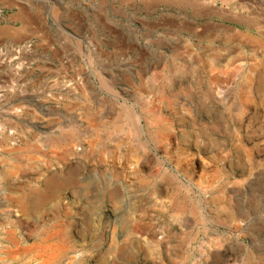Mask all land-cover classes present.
Instances as JSON below:
<instances>
[{"label":"rangeland","instance_id":"374dc122","mask_svg":"<svg viewBox=\"0 0 264 264\" xmlns=\"http://www.w3.org/2000/svg\"><path fill=\"white\" fill-rule=\"evenodd\" d=\"M256 1L0 0V264H264Z\"/></svg>","mask_w":264,"mask_h":264},{"label":"crops","instance_id":"0c3cea01","mask_svg":"<svg viewBox=\"0 0 264 264\" xmlns=\"http://www.w3.org/2000/svg\"><path fill=\"white\" fill-rule=\"evenodd\" d=\"M254 4H252L251 6L255 7V8H250V9H247V10H250L248 11V19H246V22L249 21V23L247 24L248 28L249 29H261L263 28V24L261 22V19H259V13H261V11H259L256 7H257V1L254 0ZM242 19V17H241ZM239 19V20H241ZM248 20V21H247Z\"/></svg>","mask_w":264,"mask_h":264},{"label":"bare ground","instance_id":"6f19581e","mask_svg":"<svg viewBox=\"0 0 264 264\" xmlns=\"http://www.w3.org/2000/svg\"><path fill=\"white\" fill-rule=\"evenodd\" d=\"M168 1V0H167Z\"/></svg>","mask_w":264,"mask_h":264}]
</instances>
